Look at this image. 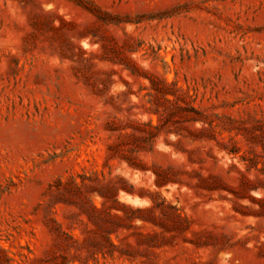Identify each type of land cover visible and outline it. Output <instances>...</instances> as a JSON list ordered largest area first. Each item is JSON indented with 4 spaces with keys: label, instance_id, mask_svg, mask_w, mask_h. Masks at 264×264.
Segmentation results:
<instances>
[{
    "label": "rangeland",
    "instance_id": "374dc122",
    "mask_svg": "<svg viewBox=\"0 0 264 264\" xmlns=\"http://www.w3.org/2000/svg\"><path fill=\"white\" fill-rule=\"evenodd\" d=\"M0 264H264V0H0Z\"/></svg>",
    "mask_w": 264,
    "mask_h": 264
}]
</instances>
